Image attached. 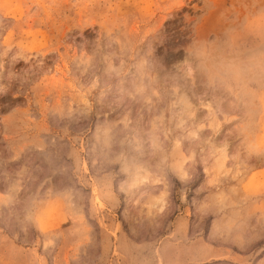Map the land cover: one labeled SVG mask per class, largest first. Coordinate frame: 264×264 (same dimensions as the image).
Here are the masks:
<instances>
[{
  "label": "rangeland",
  "instance_id": "374dc122",
  "mask_svg": "<svg viewBox=\"0 0 264 264\" xmlns=\"http://www.w3.org/2000/svg\"><path fill=\"white\" fill-rule=\"evenodd\" d=\"M0 264H264V0H0Z\"/></svg>",
  "mask_w": 264,
  "mask_h": 264
}]
</instances>
